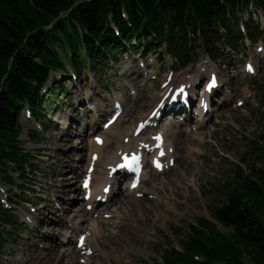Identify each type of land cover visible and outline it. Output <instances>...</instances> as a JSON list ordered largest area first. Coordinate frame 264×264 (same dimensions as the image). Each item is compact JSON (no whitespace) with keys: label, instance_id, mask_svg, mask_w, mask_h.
<instances>
[{"label":"trees","instance_id":"16d2710c","mask_svg":"<svg viewBox=\"0 0 264 264\" xmlns=\"http://www.w3.org/2000/svg\"><path fill=\"white\" fill-rule=\"evenodd\" d=\"M250 1L264 7V0H0V163L5 157L27 159L17 148L16 117L23 101L39 98L35 83L42 84L52 65H63L52 44L68 43L78 53L84 41L94 61L104 66L103 49L113 51L117 41L109 26L115 21L127 40L167 31L186 55L188 33L194 31L207 48L216 49L220 26L237 19L236 12ZM123 7L132 28L121 17ZM260 137L264 141V134ZM236 176L227 201L214 209L218 222L233 231L221 232L218 224L198 218L184 240L185 252H167L168 264H264V175L252 168L247 176ZM194 255L206 259L199 262Z\"/></svg>","mask_w":264,"mask_h":264},{"label":"rangeland","instance_id":"374dc122","mask_svg":"<svg viewBox=\"0 0 264 264\" xmlns=\"http://www.w3.org/2000/svg\"><path fill=\"white\" fill-rule=\"evenodd\" d=\"M262 39H264V34ZM222 46L225 52L220 57L222 74L225 76L228 86L234 87V95L245 99V104L242 107L233 105L232 109L223 110L218 114V119L223 121V125L216 127L215 131H211L212 129L209 126L204 133V138L195 143L200 146V152L203 154L192 153L188 157L190 154L188 153V145L194 142V135L191 133L190 135L186 133L188 137L182 143L178 144L175 141L179 150L177 167L169 174L153 176L152 181L145 183V189L154 191L153 183L160 186L161 182H163L162 188L157 192L161 196L167 195L171 196V198L176 197L182 202L186 201L187 206L185 204H177L176 210L173 208L167 209V205L163 201L150 198L147 201V196L138 201L132 200V202H128L131 197L126 196L118 200L117 205L119 207L120 205L122 206L120 208V212H123L121 214L122 218L131 224L130 230L140 233L139 236H134L139 238V245L135 253L126 254L123 250L121 251L122 259L124 261L127 260L128 264H158V261L163 256L164 249L168 250L175 244L184 246L183 241L189 233V225L193 224L199 217L213 214L214 208L227 201L228 193L231 189L230 185L236 180V174L239 169L243 176H247L252 168L259 174L264 175V141L260 138V135L264 134V59H259V56H255L259 72L257 76L250 77L244 73L242 63L236 57V54L229 51L225 44H222ZM247 51L248 54H253L252 50L248 49ZM232 64L236 68L233 73L231 72ZM115 71H120L121 73V66L119 70H113L110 67L106 68L105 71L99 74L101 81L106 84L110 80L113 82L112 87L121 89L125 95H129L127 84L140 88V95L137 99L128 103L126 113L121 118V126L119 128L125 131L131 127L137 118L140 103H143L145 107L147 101L156 93L159 80L150 81L142 86V78H137L134 75H120L115 73ZM105 72L106 75L104 74ZM243 85L250 86L251 93H253L251 98L247 96L246 92L241 90ZM65 100H67L66 97ZM71 114L74 113L64 102L62 106L52 110L47 120L49 126L47 134L51 136V142L45 143L42 145L43 147L49 148L60 143L65 144L63 146L68 149L76 146L75 144L79 141L77 137L78 122L69 120ZM60 122H62V127L56 125V123L59 124ZM70 126H73V131L70 133L69 141L64 142L61 140L62 129ZM45 138L44 136L43 139ZM42 141V139L38 141L39 144ZM115 145L116 142L113 139L110 146L104 150V160L107 159V154L111 152L109 150L114 149ZM28 146L31 145L28 144ZM72 151V154L69 152L64 154L61 151L59 156L69 160H79L82 156L81 154H83L80 148L76 147ZM50 153L51 151L47 150L44 152L47 155ZM74 163L75 165L79 164L76 161ZM186 172L187 175L184 179L183 174ZM70 174L73 173L70 172ZM193 176H195V179ZM73 180V177L69 179V181ZM72 194L70 193V195ZM78 194L81 199L82 192H78ZM185 196L187 199H185ZM123 205L126 208H123ZM72 206L71 213L75 211V205L73 204ZM128 209L131 210L128 211ZM130 211L131 216L125 215ZM28 235H32V233ZM24 243L26 242L19 238H14L8 243L6 249H12L17 256L21 257H24L26 252H38L36 245H28L29 242L24 245ZM111 244L113 246L116 245L114 242ZM54 245H57V243ZM19 247H23V250H19ZM57 247L59 246L57 245ZM112 250L110 248V251ZM46 252L50 253V251ZM74 258L76 264H78L77 256H74ZM48 260L51 263L54 259Z\"/></svg>","mask_w":264,"mask_h":264},{"label":"bare ground","instance_id":"6f19581e","mask_svg":"<svg viewBox=\"0 0 264 264\" xmlns=\"http://www.w3.org/2000/svg\"><path fill=\"white\" fill-rule=\"evenodd\" d=\"M184 76L186 77V74H184ZM161 93L163 92L159 91L154 98L160 97ZM150 110H151L150 106L147 108L146 105L144 107L143 103H140V110L137 113L136 121L139 120L140 118L145 117L150 112ZM70 120L74 121L75 116H71ZM120 121H121V118L116 120V122L113 125H111V127L108 129V141L111 142L115 137L121 138V137L128 135L129 129L131 128L123 131L122 129L119 128L121 126ZM61 125L62 124L60 123L59 127H61ZM176 126L177 124H174V123L169 126L170 135L173 137L174 141H177L178 144H180L182 143V141H184L188 137V135L185 133V131L175 130ZM181 126L182 124L178 127H181ZM72 128L73 126H70L68 131L61 132V135L63 137L61 139L62 141H69V136H70L69 133H71ZM79 140H80V144H82L85 138H82V139L79 138ZM61 145H65V144H61ZM77 146H80V145H77ZM122 146L124 147L126 146V144L123 142ZM81 147L84 148L83 146ZM92 149L101 150L102 147L96 144H93ZM190 149H193V147L191 146ZM107 155H108V159L105 161V166L112 164L113 162L116 161V157L114 156V153H108ZM186 175H187V172L183 174L184 179L186 178ZM193 177L195 179V176ZM97 178L99 179V181L103 182V184L105 182H108V176L106 172H104L103 174L100 173L99 176H97ZM64 188H65L64 194H67V197H66L67 199L65 200V206H63L64 216L60 219L59 224H58L60 226L59 229L61 230V227H63L64 225H67V226L70 225L73 231H77V232L81 228L89 229L91 231L92 240L97 248L96 251L102 257V264H109L108 263L109 261H112L114 263L121 262V264H126V262L122 259V255L118 253V247L111 245L112 241L117 238L116 235L122 234V230L128 227L127 221L122 218L121 214L123 212H120V208L122 206L120 205V207L116 210L117 214L113 216L109 221L108 220H98V219L92 218L90 215V212L85 210L86 207H84V205H86L87 203H90L91 201L83 202L82 199H80L79 194H78V192H80V185L77 186L76 184H72L71 182H66V186H64ZM97 189H98V185H96V192L94 193V195L98 193ZM117 190L118 189L115 187V192ZM151 192L152 191H150L149 193ZM70 193H73V194L70 196ZM119 193L120 194L122 193L126 197H131V200H128V202L129 201L132 202V200L138 201V199L134 197V195H132V191H130L128 187L126 189H121V190L119 189ZM110 194H112V192ZM166 199L174 200L173 205L166 206L167 209L173 208L176 210L177 204H181V205L185 204V206H187L186 201L182 202L180 199L176 197L166 198ZM185 199H187L186 196H185ZM71 203L72 205L73 204L75 205L74 213H71L70 212L71 210L69 209V205ZM126 204H130V203H126ZM123 208H126V206L124 207L123 205ZM129 210L131 209H128V211ZM66 214H68V216ZM125 215L131 216V211ZM109 222L113 224L114 228H112L111 230L110 229L106 230V228L104 227V224H107ZM68 229H69V226H68ZM55 235L56 234L52 235L50 233H47L46 238L53 239ZM123 237L130 244L133 243V244L139 245V240L133 238L132 236L127 237L123 234ZM58 240L61 241V244H63V246H60V248L59 247H54L53 249L51 248L50 253H47L43 249L37 250L38 251L37 253L26 252L24 257H19L20 264H26V263L27 264H47V263L48 264H76V260L74 256L78 257V255L80 254V250H77L76 246L71 245L72 239L68 238V242H67V239L65 238V236H63V239H60L58 237ZM49 245L50 244H46V246H49ZM110 247L113 249L112 251H110ZM19 248H20L19 250H23V247H19ZM127 250H130V248L127 247ZM80 257H82V255H80ZM52 258L54 260L51 263H49L48 259H52Z\"/></svg>","mask_w":264,"mask_h":264},{"label":"snow or ice","instance_id":"6c2138e0","mask_svg":"<svg viewBox=\"0 0 264 264\" xmlns=\"http://www.w3.org/2000/svg\"><path fill=\"white\" fill-rule=\"evenodd\" d=\"M248 68H249V70L251 71L252 70V66L249 64L248 65ZM215 83H216V81H215V77H213L212 78V80H211V83L209 84V88H211V87H213L214 85H215ZM97 139H99V138H97ZM161 154H163V153H161ZM157 166L158 167H160L161 165L159 164V162L157 161ZM85 186L87 187V182L85 183Z\"/></svg>","mask_w":264,"mask_h":264}]
</instances>
